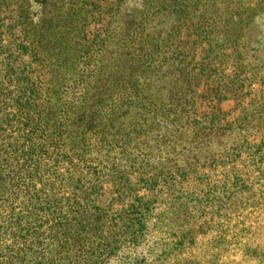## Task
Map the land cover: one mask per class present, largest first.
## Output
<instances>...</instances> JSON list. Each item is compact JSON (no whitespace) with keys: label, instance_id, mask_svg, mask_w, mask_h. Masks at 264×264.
I'll use <instances>...</instances> for the list:
<instances>
[{"label":"trees","instance_id":"1","mask_svg":"<svg viewBox=\"0 0 264 264\" xmlns=\"http://www.w3.org/2000/svg\"><path fill=\"white\" fill-rule=\"evenodd\" d=\"M178 1L160 0L161 12L178 20L183 8ZM117 3L133 19L137 12L150 15L155 0ZM46 5L47 0H17L15 4L0 0V33L23 36L19 39L22 48L0 52L4 57L0 60V264H80L83 260L105 264L101 259L113 249L109 244L117 238L120 223L119 230L133 238L138 232L131 231V226L135 222L144 226L149 201L140 196L129 176L156 180L153 190L159 182L156 175L136 169L134 163L128 178L106 180L118 176L117 161L132 153L148 161L153 148L168 149L170 143L174 158H184L190 168L207 157L205 153L217 141L235 134L243 137V133L224 128L214 111L201 116L193 112L201 101L190 93L205 77L206 69L195 74L198 68H187L175 82L152 88L155 76L163 70V64L156 66L157 55L168 41L163 39L162 45L155 42L149 27L128 31V41L117 51L110 44H106L110 48L95 50L87 45L94 47L96 36L103 35L90 41L85 33H78L74 41L68 28L57 32L58 28L50 25L44 14ZM263 5L251 10L252 16L256 14L246 25L247 32L264 14ZM34 6L41 9L37 22ZM243 14L232 24L240 26ZM205 20L198 26L204 37L208 34L205 30L213 27ZM72 26L73 31L85 32L83 26L75 29V21ZM38 27L44 32L43 40L31 44L35 48L23 47ZM100 41L104 44L108 39ZM81 42L84 48H79ZM104 60L112 65H105ZM176 67L172 70L180 69ZM209 79L211 85L220 83ZM233 82L226 88H243L239 79ZM215 101L211 102L219 110V101ZM162 128L189 134L188 146L174 140L171 132H161ZM182 169L174 164L169 170L172 178L184 176ZM104 184L109 187L105 189ZM107 195H116L114 201L126 207L114 210V203L104 206Z\"/></svg>","mask_w":264,"mask_h":264},{"label":"rangeland","instance_id":"2","mask_svg":"<svg viewBox=\"0 0 264 264\" xmlns=\"http://www.w3.org/2000/svg\"><path fill=\"white\" fill-rule=\"evenodd\" d=\"M97 1L47 0L45 18L58 28L57 32L68 28V32H73L70 38L74 41L78 33H85L90 41L95 35H103L96 36L94 47L87 45L95 50L110 48L106 45L110 44L117 51L121 43L128 41V31L149 27L155 42L162 45L163 39L168 41V46L160 47L157 55L156 66L163 64V70L155 76L152 88H164L175 82L187 68H198L195 74L199 69H206L205 77L200 78L190 93L201 101L193 112L201 116L214 111L224 128L232 127L235 133H243V137L235 134L217 141L205 153L207 157L198 159L190 168L184 164V158H174L170 143L168 149L153 148V156L148 161L138 159L137 153L117 161L118 176H109L106 180L128 178L127 174L132 171L130 164L134 163L136 169L141 167L149 176L156 175L159 182L153 190L156 180L141 176L144 179L141 182L137 174L129 176L131 184L140 190V196L149 201L142 219L144 226L141 228L138 222L131 226V231L138 232L133 238L119 230L123 226L120 223L117 238L109 244L114 251L105 252L101 260L105 264H264V46L254 47L247 32V24L256 14L252 16L251 10L261 7L264 0H244V3L243 0H179L183 11H179L178 20L161 12L160 0H155L150 15L144 17L137 12L133 19L126 15L124 7L119 8L117 0H99L96 7ZM8 2L15 4L17 0ZM14 8L17 9L11 6ZM32 10L37 22L41 9L34 6ZM239 13H245L244 22L236 27L232 22L237 21ZM17 16L14 13V18ZM249 16L252 17L245 20ZM203 18L213 24L205 30L208 32L205 37L198 28ZM73 21L75 29L83 26L85 32L73 31ZM43 33L39 27L38 32L32 30L23 47L35 48L31 44L43 40ZM0 34V52L22 48L19 40L22 35L7 31ZM103 39L108 41L102 44ZM194 42L197 43L193 45ZM81 44L79 48H84V43ZM0 60L4 57L0 56ZM30 60L25 56V61ZM105 65L112 64L105 61ZM174 66L180 69L173 71ZM207 77L220 83L211 85ZM236 79L243 88L238 90L239 85H235L227 89ZM216 87L222 91L216 93ZM203 97L206 98L203 100ZM213 99L215 104L219 101V110L214 108ZM167 131L171 132L172 128L161 130ZM171 135L188 146L189 134L171 132ZM174 164L184 168L180 171L184 176L172 178L169 170ZM116 199V195L104 196L103 205L114 203V210L126 207ZM83 261L80 264H86Z\"/></svg>","mask_w":264,"mask_h":264},{"label":"crops","instance_id":"3","mask_svg":"<svg viewBox=\"0 0 264 264\" xmlns=\"http://www.w3.org/2000/svg\"><path fill=\"white\" fill-rule=\"evenodd\" d=\"M264 20V14L260 15L255 21L254 23L249 26V35L250 38L252 40V42H254V47H261L264 46V26H263V21Z\"/></svg>","mask_w":264,"mask_h":264}]
</instances>
